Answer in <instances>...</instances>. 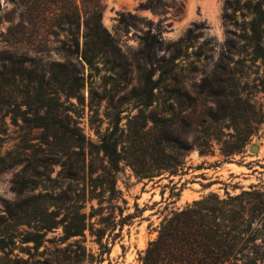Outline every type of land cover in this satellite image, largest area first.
Returning a JSON list of instances; mask_svg holds the SVG:
<instances>
[{"label":"rangeland","instance_id":"rangeland-1","mask_svg":"<svg viewBox=\"0 0 264 264\" xmlns=\"http://www.w3.org/2000/svg\"><path fill=\"white\" fill-rule=\"evenodd\" d=\"M226 1L102 0V25L114 40L115 48L102 58L99 69L91 70L75 58L69 59L64 50L68 36L62 23L63 16L72 13L73 0H0V71L7 75L3 64L7 62L8 51H15V47L6 41L11 27L20 42L16 45L19 55L37 51H30L28 58L32 60L27 63L37 72H45L48 76L56 73L62 77V65L67 66L71 60L85 77V86L80 93L82 101H66L62 97L64 107L81 128L87 142L96 145L99 134L106 131L115 113H121L122 127L137 113L142 102V70L160 68V65L151 66L143 59L142 49L149 36L158 43V56L166 57L175 66L167 83L157 91V102L146 111L150 116L149 125L152 126L156 118H174L191 126L185 139L193 143L202 136L195 132L197 125L217 117L220 121L215 124L218 128L216 136L224 137L222 133L245 136L249 131L245 125L240 131L223 128L230 123L224 117L226 97L223 89L227 73L230 68L237 69L245 96L264 103V68L259 67L260 63L248 61L246 65L250 69L241 71L242 57L238 52L248 33L251 15L246 10L227 9ZM229 1L234 6L240 2L242 6L246 0ZM94 2L78 0L81 10ZM24 18L30 21L22 26ZM81 32L82 41L83 27ZM17 40H13V44ZM160 72L161 69L158 74ZM4 128L0 153L17 162L0 172V231L7 227L5 218L10 207L23 200L69 189L68 183L60 182L62 167L50 165L47 154L40 151L39 130L28 133L23 129L22 121L15 124L9 117ZM255 132L245 152L231 158L224 157L217 143L212 144V152L206 155L192 147L177 175L164 172L152 180L139 181L131 168L122 163L117 176V190L121 196L119 206L123 208L124 216L131 215L132 218L123 229L118 228L114 235H108L102 247L87 231L86 237L80 239L87 251L85 262L76 261L82 251L76 244L77 239L59 244L63 236L60 228L49 232L47 241L35 249L32 243L20 242L23 231L28 230L21 227L15 232L16 245L0 253V257L7 254L12 260L22 258L30 264L54 260L58 256L73 258L66 264H142L149 243L157 238L161 221L172 210L181 209L211 192L224 195L228 190L234 194L251 186H264V124ZM46 166L54 168V172L48 173L49 169H44ZM24 168L40 169L39 175L33 177L32 185L36 189L19 195L13 189L14 181ZM86 212L90 213V204ZM92 222L96 223L97 218Z\"/></svg>","mask_w":264,"mask_h":264},{"label":"trees","instance_id":"trees-1","mask_svg":"<svg viewBox=\"0 0 264 264\" xmlns=\"http://www.w3.org/2000/svg\"><path fill=\"white\" fill-rule=\"evenodd\" d=\"M73 1L72 13H66L62 22L68 36V43L64 44L66 56L97 70L102 58L115 48L114 40L102 25V0H94L93 5L83 10L78 0ZM226 4L227 9L246 10L251 15L248 33L238 52L242 57L241 71L250 69L246 65L248 61L260 63L259 67L264 68V0H246L242 6L240 2L234 6L227 0ZM28 19L24 18L21 25L30 21ZM6 38L15 51H8L7 62L3 64L7 75L0 71V146L8 117L15 124L22 121L23 129L28 133L39 130L40 151L47 154L50 165L62 167L60 182L68 183L69 189L23 200L10 207L5 218L7 227L0 231V253L16 245L15 232L21 227L28 230L23 231L20 242L32 243L35 249L47 241L49 232L60 228L63 236L59 244L77 239L76 244L82 251L76 261L85 262L87 251L80 239L86 237L87 231L102 247L108 235H114L118 228L123 229L132 218L131 215L124 216V210L119 206L121 196L117 190V176L122 163L131 168L139 181L152 180L164 172L177 175L192 147L206 155L212 152V144L217 143L224 157L241 155L250 143L251 135L264 124V103L245 96L239 71L230 68L223 89L226 97L224 117L230 123L223 128L240 131L245 125L249 130L247 135L222 133L225 138L216 136L218 128L215 124L220 121L217 117L197 125L195 132L202 136L193 143L185 139L191 126L174 118H156L150 126L146 111L157 102V91L167 83L175 66L166 57L158 56V43L148 36L142 49L143 59L151 66L160 65V68L142 70V102L137 113L128 118L124 127L121 126V113H115L95 145L87 142L62 100L65 97L66 101H82L83 74L71 60L67 66L62 65V77L56 73L48 76L45 72H37L27 66L32 60L28 54L37 51L19 55L16 45L20 42L12 27ZM13 40H17L15 44ZM16 162L9 155L0 153V172L10 169ZM39 169L24 168L14 181L13 189L17 194L36 189L32 185L33 177L39 175ZM44 169H49L48 173L54 172V168L46 166ZM88 204L90 213L86 212ZM118 217L121 219L117 220ZM94 218H97L96 223L92 222ZM72 260L71 256H58L33 264H66ZM0 264H30V261L12 260L6 254L0 257ZM142 264H264V186H251L234 194L228 190L224 195L211 192L181 209L172 210L161 221L157 238L149 243Z\"/></svg>","mask_w":264,"mask_h":264},{"label":"water","instance_id":"water-1","mask_svg":"<svg viewBox=\"0 0 264 264\" xmlns=\"http://www.w3.org/2000/svg\"><path fill=\"white\" fill-rule=\"evenodd\" d=\"M252 150H253V151H255V150H256V148H253Z\"/></svg>","mask_w":264,"mask_h":264}]
</instances>
